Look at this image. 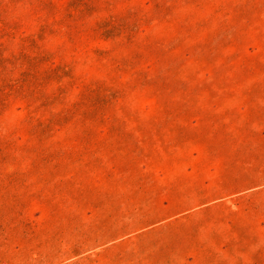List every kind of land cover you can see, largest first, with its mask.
Listing matches in <instances>:
<instances>
[{"label": "rangeland", "instance_id": "obj_1", "mask_svg": "<svg viewBox=\"0 0 264 264\" xmlns=\"http://www.w3.org/2000/svg\"><path fill=\"white\" fill-rule=\"evenodd\" d=\"M0 264H264V0H0Z\"/></svg>", "mask_w": 264, "mask_h": 264}]
</instances>
